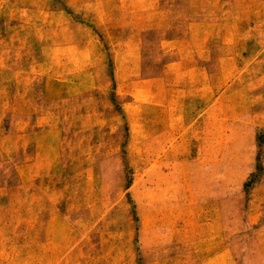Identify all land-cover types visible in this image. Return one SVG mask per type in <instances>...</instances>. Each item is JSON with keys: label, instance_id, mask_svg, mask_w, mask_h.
<instances>
[{"label": "rangeland", "instance_id": "obj_1", "mask_svg": "<svg viewBox=\"0 0 264 264\" xmlns=\"http://www.w3.org/2000/svg\"><path fill=\"white\" fill-rule=\"evenodd\" d=\"M0 264H264V0H0Z\"/></svg>", "mask_w": 264, "mask_h": 264}, {"label": "crops", "instance_id": "obj_2", "mask_svg": "<svg viewBox=\"0 0 264 264\" xmlns=\"http://www.w3.org/2000/svg\"><path fill=\"white\" fill-rule=\"evenodd\" d=\"M179 84H181V81L179 82ZM177 90H178V94L182 96H179L177 98L172 96V98L170 99H162L157 103L158 105L161 106L160 113L162 117H164L162 118V121L167 122L169 125H171L170 127L172 128V130H174L175 123H177L178 128H181L183 123V121H181V117L182 116L184 117L186 102H187V97H186L187 90H185V88L183 87L178 88ZM171 93H174V91L172 90ZM176 116L178 119L177 122L175 121ZM162 129H165V132L171 130V129L169 130L168 127ZM166 134L165 137H167ZM161 136H164V134H162Z\"/></svg>", "mask_w": 264, "mask_h": 264}]
</instances>
